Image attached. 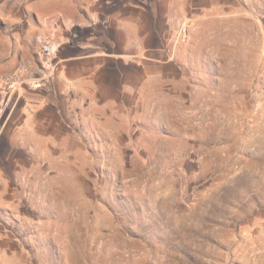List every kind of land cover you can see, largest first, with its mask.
I'll list each match as a JSON object with an SVG mask.
<instances>
[{
	"label": "rangeland",
	"instance_id": "374dc122",
	"mask_svg": "<svg viewBox=\"0 0 264 264\" xmlns=\"http://www.w3.org/2000/svg\"><path fill=\"white\" fill-rule=\"evenodd\" d=\"M50 1L0 85V264H264V0L0 8Z\"/></svg>",
	"mask_w": 264,
	"mask_h": 264
},
{
	"label": "crops",
	"instance_id": "0c3cea01",
	"mask_svg": "<svg viewBox=\"0 0 264 264\" xmlns=\"http://www.w3.org/2000/svg\"><path fill=\"white\" fill-rule=\"evenodd\" d=\"M64 7L72 8V4L70 2L50 1L48 12L44 15L49 19L48 28L39 24L34 26L30 20L24 24V14L12 17L7 14V11L0 8V85L9 70L19 65L20 57L30 53L36 32L48 31L54 37L59 36L62 19L64 21L69 19L62 10ZM29 11L35 14L33 10L30 9ZM44 16L39 15V17ZM70 23L69 21V25Z\"/></svg>",
	"mask_w": 264,
	"mask_h": 264
},
{
	"label": "built area",
	"instance_id": "2783aa9c",
	"mask_svg": "<svg viewBox=\"0 0 264 264\" xmlns=\"http://www.w3.org/2000/svg\"><path fill=\"white\" fill-rule=\"evenodd\" d=\"M36 40L39 44L40 53L43 55L50 56L54 53V44L52 39L47 35L39 34L36 37ZM5 84L7 87L11 88L14 85V81L11 78H5Z\"/></svg>",
	"mask_w": 264,
	"mask_h": 264
}]
</instances>
